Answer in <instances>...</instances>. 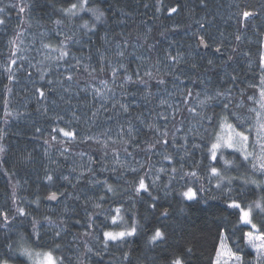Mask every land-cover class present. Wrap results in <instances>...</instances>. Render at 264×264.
<instances>
[{
	"label": "snow or ice",
	"instance_id": "6c2138e0",
	"mask_svg": "<svg viewBox=\"0 0 264 264\" xmlns=\"http://www.w3.org/2000/svg\"><path fill=\"white\" fill-rule=\"evenodd\" d=\"M199 3L205 8L208 7L207 0H199ZM111 7L112 5H109V8ZM9 8L17 10L19 23L14 26V35L6 39L8 55L6 63L0 64L9 82L4 86L3 116H0V121L5 126L10 124V118L18 120L23 115L9 107L7 97L13 91L9 85L16 82V73L27 71L25 62L29 68H35L39 72L40 81H45L53 65L57 70L67 66L64 73H61L63 79L59 76L56 79H47L46 85L39 86H35V81H32L37 100L43 102L36 109L41 115L49 112V92H57L59 88L63 93H71L73 84L79 87L80 82L74 80L75 73L72 69L78 71L83 68L91 80H97L96 73L107 72L109 78L99 79V86L86 83L80 88V92L101 101L90 115L85 113L87 132L81 134L78 129L72 127V121L77 124L81 121V116L75 111L71 113V120L64 121V117L60 115L51 117L54 121H64L67 127L54 124L51 132L47 134L51 137L50 140L40 127L34 128L31 138L43 140V156L49 163L43 164V174L37 175L36 193L31 200L18 195L17 190L22 185L19 180L12 183L16 171L14 168L9 170L5 167L8 149L3 141L8 133L6 127L0 128V173L7 177L11 187V206L9 207L7 202L0 206V244L5 249L0 252V264H72L73 257L66 256L62 243L57 241H63L74 226L78 227L79 231L71 233L73 241L80 239L83 242V251L77 249L79 254L75 257V264H144L135 256L133 245L146 231L151 234L147 236L144 247L156 253L149 257L152 264H193L197 253L195 245L187 239L193 209L204 212L205 223L208 222V217H211V224L215 229L212 236L214 255L209 256L208 264H264V40L256 41L257 48L254 52L250 49L243 53L247 57L248 70L259 80L258 84L247 85L248 88L256 89V92L247 96V101L251 103L247 108L249 115L244 116L232 108V87L237 85L239 79L238 75L234 74L235 70L228 71L234 56L226 51L227 46L223 38L217 40L211 33L202 34L201 30L205 29L203 18L196 21L199 28L192 33L196 37L195 51L191 50L192 46L189 45L187 56L179 50L173 54L169 49L175 41H169V48L164 49L163 61L157 58L152 63L149 62V57L137 55L135 51L128 53V56H133L139 61L130 69L129 63L132 61L124 62L129 41L123 33H118L124 38L115 43L114 51L103 47L110 43L107 31L103 37H98L103 41L102 46H97L92 39L100 30L97 25L107 23L108 9L102 8L97 0H17L16 3L6 5L4 0H0V26H6L5 17ZM116 11H119L121 16L131 14L123 7L117 8ZM156 11H160L159 6ZM181 11L179 0L168 8L170 17ZM81 13H90L92 21L85 20ZM257 14L249 10L240 12L238 15L241 26L246 27L247 21ZM44 17L56 26L52 32L58 38V43L51 40L45 42L44 38L49 36L48 31L40 33V48L34 50L43 58L34 64L25 55L30 50L25 44V37L34 23L42 26L41 20ZM75 19L82 21L76 25L75 30L70 34L63 31L65 27L73 24ZM117 23L122 24L124 21L121 19ZM208 23L211 24V21ZM178 29L179 25H173L171 30L175 32ZM81 30L82 36L79 34ZM165 32L160 35L164 36ZM150 33L151 29H148L142 37H138L143 39L144 44L131 46L134 49L143 48L146 44L149 52L154 50L160 41L148 44ZM220 35L223 37L222 32ZM5 36L6 33L0 27V39ZM235 39L239 42L242 36L237 34ZM32 43H35L34 34ZM74 46L77 47L79 55L73 50ZM209 50L215 59L207 56ZM231 51L236 53L237 49L233 47ZM0 55H3V51H0ZM194 55L206 65L203 72H200L202 64L191 59ZM93 56L96 57V64L85 62L92 61ZM182 65L188 66V74ZM217 69L220 81L223 82L228 77L231 80L230 86L222 88L205 75ZM28 76L31 78L30 72ZM168 78L173 91L167 89L170 82ZM153 84L156 91H153ZM189 85L202 86V91H196L193 95V87ZM130 88L135 90L130 91ZM117 89H120V99L116 98ZM161 89L167 93V97H179L175 102H169L167 97L159 99L157 107L167 105L169 111L155 113V116L164 120L165 124L161 126L155 119L146 120L141 112L135 117L141 127L134 126L130 113L134 104L139 107L135 98L139 96L145 103H151ZM244 95L245 90L240 89L241 99L235 105L237 109L245 106ZM129 97L132 99L129 100ZM59 98L65 103L71 102L70 98L66 100L62 93ZM192 99L196 101L195 107L189 105ZM109 100L112 101L111 109L106 106ZM55 103L53 100L52 104ZM182 105L187 107L194 119H198L196 123L190 120L186 130L183 128L184 121L181 120L179 126L174 125L170 132L167 122L176 119L183 111ZM101 109L104 112L114 110L116 118L127 117V126L117 119L119 130L115 137L111 134L110 127L101 133L89 134L91 128L96 125ZM113 118L107 117L108 120ZM142 130L152 133V136L150 140L137 142ZM180 132L183 134L177 136ZM89 141L100 146L99 158L85 152L76 153L82 160L87 157V164L75 165L73 162L68 165L67 174L60 172L59 169L63 165L52 158L49 149L54 144L59 145V156L65 161H70V149L67 145ZM141 144L145 146L141 147ZM130 147L134 151L144 152L147 160L132 163L131 160H135V156L133 151L129 150ZM109 152L112 155L111 169L106 163ZM121 152L124 159L121 158ZM153 155L167 161L168 166L161 163L157 167L151 162ZM197 155L199 159L196 158ZM34 160L31 152L24 157L25 163ZM186 162L191 163L190 168L185 167ZM49 164H55L56 168H50ZM96 164L101 165L98 169L101 174L111 171L116 176L119 171L116 182L107 178L98 179L97 170L93 168ZM230 170L235 172V175L231 174ZM126 173H131L132 178H127ZM162 177L166 179L162 180ZM121 179L126 185L122 190L119 184ZM237 181L239 183H236ZM69 188L73 191H69ZM42 191L45 194L41 195ZM90 192L92 194H89ZM97 192L99 194H96ZM246 193L253 194L255 198L247 199ZM118 196H123V203L114 200ZM69 201L80 202L84 212L83 218L76 212L75 206L69 205ZM173 201L179 204L175 211L181 219L176 228L169 231L168 221L172 219L170 209L173 207ZM129 202L130 208L126 207ZM137 203L145 207V221H148L149 216L155 219L156 223L150 229L137 218L135 212L129 215ZM165 203L168 207L164 206ZM105 204L108 207H105ZM89 208L92 210L89 211ZM57 209L60 215L56 218L48 214L55 213ZM14 221H18L19 226L30 227L31 231L27 236L13 227ZM192 227H195V224H192ZM204 231L205 229H201V232ZM14 232L18 239H13L11 234ZM89 238L94 244L89 243ZM113 248L120 252L119 258L106 259V255H115Z\"/></svg>",
	"mask_w": 264,
	"mask_h": 264
},
{
	"label": "trees",
	"instance_id": "16d2710c",
	"mask_svg": "<svg viewBox=\"0 0 264 264\" xmlns=\"http://www.w3.org/2000/svg\"><path fill=\"white\" fill-rule=\"evenodd\" d=\"M17 0H4V4L9 3H16ZM63 2V0H62ZM70 2H74V0H70ZM102 8L108 9L107 12V23L105 25H97L99 32L98 35L93 36V41L96 42L97 46H102L103 41L100 40L98 37H103L105 31L108 33V39L110 43L106 46H103L107 49H111L114 51V46L117 41H122L123 36L118 35V33H123L124 36L128 38L129 47L126 51V59L125 63H129V68L132 69L135 67L139 61L135 60V57L128 56V53H132L133 51L136 52L137 55H142L149 57V62L154 63L157 58H160L162 61L165 58L164 49L169 48V41H175L172 44L171 48L169 49L172 51L173 54L177 50L185 53L189 52V45L192 46L193 51H195V43L196 37L192 35L195 32L199 25L196 21H200L203 18V22L205 24V29L201 30L202 34L211 33L212 37H215L217 40L223 38L226 47V51L228 54L234 56V61L231 63L230 67L228 68L229 72H233L234 74L238 75L239 79L237 85L232 87L233 92V105L232 108L234 111L238 112L241 115L247 116L249 115L247 108L250 106L249 101H247V96L252 95L256 92V89L248 88V83H259L258 78H254V73L250 72L247 67V57L243 55L245 51L252 50L253 52L257 48V40H264V0H207L208 7L205 8L200 5L199 0H179V3L182 6V11L179 14H173L171 17L168 14V8L174 6L177 3V0H97ZM109 5H112L109 8ZM147 5V7H145ZM59 7V4L57 5ZM66 6V5H65ZM160 7V11L157 12V7ZM123 7L126 12L131 13L130 15L121 16L119 11H116L117 8ZM244 10H249L258 13L253 18H250L247 21V26L242 27L240 23V16L238 15L240 12ZM18 12L15 9L9 8L7 10L6 18V26H0L3 28V32L6 33L4 39H0V51H3V55H0V64L6 63V57L8 55V51L6 48V39L8 36L14 35V26L19 23L17 20ZM85 20L92 21V17L90 13H81ZM123 20L124 23H117L119 20ZM211 21V24L208 22ZM82 21L79 19H75L74 23L65 27L63 31L66 33H71L76 28V25L80 24ZM67 24L68 22L65 21ZM42 26H37L34 23V26L28 30V33L25 37V44L29 46L30 50L25 53L32 60V63H36L38 60H41L43 57L38 55L34 49L40 48V33L48 31L49 36L45 37V42L51 40L53 43H58V38L55 37V34L52 32V29L56 26L52 24L50 21H47V17L41 20ZM173 25H179L178 31L173 32L171 29ZM151 29V33L149 34L148 44H154L156 41H160L157 44L156 48L149 52L147 50V45L145 44L143 48H133L131 45L136 44H144L143 39H138V37H142L144 33ZM165 29L167 31L165 32ZM165 32L164 36H161L160 33ZM221 32L223 33V37H221ZM33 34L35 35V43L33 44ZM81 36L83 35V30L79 33ZM239 34L242 36L241 41L237 42L235 37ZM251 41V43L249 42ZM235 47L237 49L236 53H232L231 49ZM74 51L77 52L79 55V51L77 47L74 46ZM201 54L203 55L204 52L201 49ZM56 55V53H53ZM207 56H210L215 59L214 54L211 50L208 51ZM192 60H196L197 62L202 64V68L200 72H203V67L206 66L204 62L199 61V58L195 55L191 58ZM87 63L96 64V57L93 56L92 61H85ZM47 63V62H46ZM74 63V62H73ZM219 63V60H217ZM147 63L145 64V67ZM163 67V65H161ZM15 67V66H13ZM24 67L27 71H19L16 73V82L9 85L12 87L13 91L10 96H8L9 100V107L14 112H20L23 115L18 120H12L10 118V124L5 126L2 121H0V128L6 127V131L8 135L5 137L3 143L6 145L8 151L6 154V165L5 167L12 170L13 168L16 171V175L12 178V183H15L16 180H19L22 187L17 190L19 196L27 197L29 200L34 198V194L36 193V185L37 175L43 174L42 165L48 164V160L44 158L43 151V140H35L32 139V133L34 132L35 127H40L43 131L45 136L50 140L51 137L47 134L51 132V128L54 124H60L62 127H67L64 121L71 120V113L73 111L76 112L77 115L81 116V121L77 124L75 121H72V127L76 128L80 131L81 134L88 131V126L84 123L85 120V113L88 115L91 114V111L94 110L96 107L99 106L101 101L97 99H93L91 95H88L84 92H80V88L84 87L86 83H91L94 86L98 85L99 79H108V73L105 72L104 74L96 73L97 80H91L88 74L80 68L78 71L72 69L75 73L74 80H78L80 82L79 87L73 84L72 92L71 93H63L62 89H57V92H49L48 93V101L47 105L49 107V112L46 115H41L40 112H37L36 109L41 101H38L35 94V86L39 85H46L47 79H56L58 76L60 79H63L65 67H61L57 70L56 66L53 65L52 71L48 77L45 78V81L39 80V72L35 68H29L27 62L24 63ZM185 69V73H189V69L187 65H182ZM255 57H253V69H255ZM31 73V78H29L28 73ZM219 69L217 71H209L205 75L207 77H211L215 84L220 85L222 88L231 85L230 78L226 77L223 82L219 79ZM200 73H197L199 75ZM170 81V78H168ZM35 81V86L32 83ZM187 83V81H185ZM7 74L3 72V69L0 68V116H3V99L5 97V89L4 86L8 85ZM65 86H67V82H65ZM193 87L192 85H189ZM168 91H173L171 81L167 85ZM240 89L245 90V95L243 97L245 106L243 108L237 109L235 107L236 103L241 99L240 97ZM130 91H134V88H130ZM153 91H156L155 84H153ZM196 91H202V86L193 87V95H195ZM62 93L65 96V99L71 100L70 103H65L63 100H60L59 94ZM78 93V95H77ZM120 89L116 90V98L120 99ZM161 97H167V93L161 89L159 94L154 97L151 103H145L144 101L140 100L139 96L135 99L139 105L137 107L136 104L132 106V111L130 113L131 120L134 126L140 128L141 125L135 119L136 115L139 113H143L146 120L155 119V121L163 126L165 124L164 120L159 119L155 116V113L158 112H165L167 113L169 110L167 109V105L162 107H157L159 99ZM169 102H175L179 100V97H167ZM202 98V97H201ZM132 97H129L131 100ZM55 100L56 103L52 104V101ZM112 101L109 100L107 103V107L111 109ZM189 105L195 107L196 101L192 99L189 101ZM183 111L176 116L175 120H169L168 127L169 131L173 130V126H179L180 121L183 120V128L184 130L187 129L189 126V121L191 120L192 123H196L197 118H193L192 114L187 111V107L183 106ZM199 111V109H197ZM55 115H60L64 117V121H54L51 117ZM108 116H113L114 118L108 120ZM117 119H119L120 123H124L127 126L126 121L127 117L121 116L116 118L115 111L104 112L101 109L100 115L97 118L96 125L91 128L89 134H98L103 132L105 128L110 127L112 129V135L115 137L116 132L119 130L117 127ZM183 132L177 133V136L182 135ZM152 133L147 132L146 130H142L141 136L139 137L137 142L141 140L147 141L150 140ZM103 138V137H102ZM70 149L69 155L71 156L70 161H65L62 157L59 156L58 148L59 145L54 144V146L49 149L50 154L53 159L58 160L59 164L63 165L59 169L60 172L67 174L68 172V165L70 163H75V165L80 164H87V157H84L83 160L78 156L75 155L79 152H85L93 155L97 159L99 158L100 146L95 144L92 141L87 143H72L67 145ZM144 144H141V147H144ZM133 151L135 156V160H131L132 163H135L137 160H147V155L142 151H134L133 149H129ZM171 150V149H170ZM31 152L35 157L34 162H24V157ZM177 154V158H178ZM237 156L239 154H236ZM121 158L124 159V154L121 152ZM199 159V155L196 157ZM231 158V157H229ZM130 159V158H128ZM151 162L155 164L157 167L163 163L165 166H168L167 161H162V158L157 155L152 156ZM107 167L111 169L113 166L112 164V155L109 152V156L107 158ZM207 163V161H205ZM101 165L96 164L93 165V168L97 170V178L98 179H109L111 182H116V176L119 175V171L114 176L111 171H106L104 173H99L98 169ZM50 168H56L55 164H49ZM186 168L191 167L190 162L185 163ZM143 171V170H142ZM201 173H203V168L200 169ZM231 174L235 175V172L230 170ZM127 178L131 179L132 174L126 173ZM166 177H162V180H165ZM27 181V183H25ZM183 183V182H180ZM236 183H239L237 181ZM119 184L121 185V190L124 185L123 180H119ZM78 190V189H77ZM69 191H73L69 188ZM11 194V187L8 184L7 177H5L2 173H0V206L7 205L11 206V201L9 199ZM45 194L44 191L41 192V195ZM89 194H92L91 192ZM96 194H99L98 192ZM247 199L255 198L253 194L246 193ZM115 201L123 203L124 199L123 196H118L114 198ZM70 206L76 207V212L79 214L81 218L84 216V212L82 207L80 206V202L69 201ZM165 207H168V204H164ZM26 207L34 208V205H26ZM105 207H108L105 204ZM126 207H131L130 202L126 205ZM179 207L177 201H173V207L170 209L172 212V219L168 221V230L172 231L173 228H176L177 222L180 221L181 217L175 211ZM203 207V206H202ZM92 209L89 208V211ZM42 211L46 212V209H42ZM135 212L137 218L141 220L142 223L146 224L148 229L151 228L152 225L156 223L155 219L151 216L148 217V221L144 220L146 210L145 207L137 203L134 209H131L129 215ZM52 215L53 218H56L60 215L59 209L55 213H48ZM234 219V218H233ZM19 220V218H18ZM192 224H195V227H192ZM13 227L18 228L20 232H24L27 236V233L31 231L30 227H23L19 226L18 221L13 222ZM201 229H205L204 232H201ZM79 231L78 227H73L68 235H66L63 241L61 242L63 245V251L66 256H72L73 261L72 264H75V257L79 254V251H83V242L80 239L73 241L72 239V232ZM177 231L179 229L177 228ZM188 232L190 233L187 236V239L190 240L195 245L196 250V258L193 260V264H208V259L210 255H214L212 252V236L215 234L214 226L211 224V217H208V222L205 223V214L202 210L193 209L191 219L188 225ZM150 231H146L142 234L139 238L136 239L133 247L135 248V256L139 257L144 264H152L149 257L154 256L156 253L151 251L149 248H145L144 245L147 242V236L150 235ZM13 239H18L16 233L11 234ZM195 237V238H194ZM2 240V237H0ZM51 243V241H49ZM89 243L94 244L89 238ZM74 245V246H73ZM5 249L3 245L0 244V252H4ZM113 253L115 254L112 257L106 255V259H118L120 256V252L113 248Z\"/></svg>",
	"mask_w": 264,
	"mask_h": 264
}]
</instances>
